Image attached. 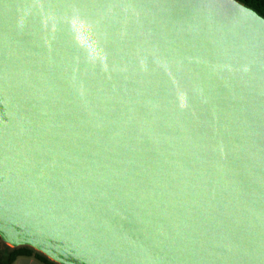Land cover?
I'll use <instances>...</instances> for the list:
<instances>
[{
    "label": "water",
    "instance_id": "1",
    "mask_svg": "<svg viewBox=\"0 0 264 264\" xmlns=\"http://www.w3.org/2000/svg\"><path fill=\"white\" fill-rule=\"evenodd\" d=\"M0 243L58 264H264V16L0 0Z\"/></svg>",
    "mask_w": 264,
    "mask_h": 264
},
{
    "label": "trees",
    "instance_id": "2",
    "mask_svg": "<svg viewBox=\"0 0 264 264\" xmlns=\"http://www.w3.org/2000/svg\"><path fill=\"white\" fill-rule=\"evenodd\" d=\"M247 6L256 10L259 14L264 16V0H239ZM19 257H32L42 264H58L42 253L32 249L31 247L23 246L13 250H4L0 243V264H12Z\"/></svg>",
    "mask_w": 264,
    "mask_h": 264
},
{
    "label": "crops",
    "instance_id": "3",
    "mask_svg": "<svg viewBox=\"0 0 264 264\" xmlns=\"http://www.w3.org/2000/svg\"><path fill=\"white\" fill-rule=\"evenodd\" d=\"M12 264H42L32 257H19Z\"/></svg>",
    "mask_w": 264,
    "mask_h": 264
}]
</instances>
